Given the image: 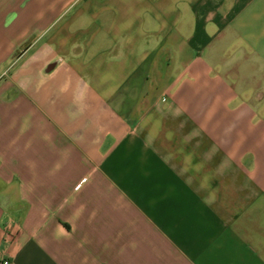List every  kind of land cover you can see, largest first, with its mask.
<instances>
[{
    "label": "crops",
    "instance_id": "crops-1",
    "mask_svg": "<svg viewBox=\"0 0 264 264\" xmlns=\"http://www.w3.org/2000/svg\"><path fill=\"white\" fill-rule=\"evenodd\" d=\"M264 264V0H0V261Z\"/></svg>",
    "mask_w": 264,
    "mask_h": 264
},
{
    "label": "built area",
    "instance_id": "built-area-1",
    "mask_svg": "<svg viewBox=\"0 0 264 264\" xmlns=\"http://www.w3.org/2000/svg\"><path fill=\"white\" fill-rule=\"evenodd\" d=\"M0 264H10V261H8V260H3V261H0Z\"/></svg>",
    "mask_w": 264,
    "mask_h": 264
}]
</instances>
